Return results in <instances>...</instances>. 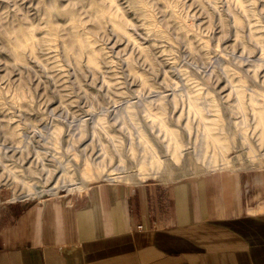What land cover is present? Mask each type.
Masks as SVG:
<instances>
[{
    "label": "rangeland",
    "instance_id": "374dc122",
    "mask_svg": "<svg viewBox=\"0 0 264 264\" xmlns=\"http://www.w3.org/2000/svg\"><path fill=\"white\" fill-rule=\"evenodd\" d=\"M86 163V186L264 168V0H0V206Z\"/></svg>",
    "mask_w": 264,
    "mask_h": 264
},
{
    "label": "crops",
    "instance_id": "0c3cea01",
    "mask_svg": "<svg viewBox=\"0 0 264 264\" xmlns=\"http://www.w3.org/2000/svg\"><path fill=\"white\" fill-rule=\"evenodd\" d=\"M0 264H264V168L6 203Z\"/></svg>",
    "mask_w": 264,
    "mask_h": 264
},
{
    "label": "bare ground",
    "instance_id": "6f19581e",
    "mask_svg": "<svg viewBox=\"0 0 264 264\" xmlns=\"http://www.w3.org/2000/svg\"><path fill=\"white\" fill-rule=\"evenodd\" d=\"M194 109H196L197 112H199V114L201 115L200 110L196 106ZM207 131L209 134L208 138H211L210 140L213 142V144L217 148V150H218L217 154L219 155V157H221L224 160L227 159L228 157H227V155H225V149H226V147L229 146V141H227V140L223 141V140H221L220 137L213 134L211 127H208ZM174 142H175V144H174L173 148L175 149V151H179L181 149L180 142H178V140L176 138L174 139ZM154 163H155V167L157 168V167L161 166L162 161L157 160ZM84 166L85 167L81 170V174L83 177V180L81 182L76 183V184L75 183H71V184H68V183L58 184L57 183V184L51 186L50 189H48L49 192H58L59 188H62V187H68V189L74 190L75 188H74L73 184H75L77 186L76 188H80L83 186L85 187L87 181L93 179L97 175L96 173H99V172L90 163H86ZM27 190H28L27 192L22 193L23 194L22 197L35 196V195L40 196L43 193L40 190L34 189L33 186L28 187Z\"/></svg>",
    "mask_w": 264,
    "mask_h": 264
}]
</instances>
